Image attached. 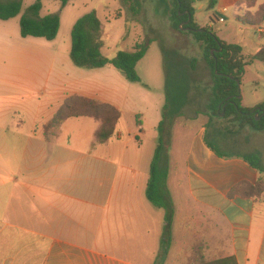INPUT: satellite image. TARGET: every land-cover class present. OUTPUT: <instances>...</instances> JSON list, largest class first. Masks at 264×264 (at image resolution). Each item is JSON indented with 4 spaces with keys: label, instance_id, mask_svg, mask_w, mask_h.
Instances as JSON below:
<instances>
[{
    "label": "crops",
    "instance_id": "0c3cea01",
    "mask_svg": "<svg viewBox=\"0 0 264 264\" xmlns=\"http://www.w3.org/2000/svg\"><path fill=\"white\" fill-rule=\"evenodd\" d=\"M240 1L195 0V19L233 44L213 23L234 17L240 34L233 45L252 65L257 56L264 58V35L257 31L264 24L239 22L247 12ZM261 5L259 0L255 10ZM207 9L210 20L201 16ZM41 40L0 24V264H200L230 257L237 264H264V194L230 196L238 184L264 179L245 161L258 155L264 168V131L209 112L189 120L197 130L184 159L169 164L174 213L168 225L167 212L146 196L166 96L154 109L147 93L113 67L60 66L71 49L63 53ZM249 66L241 104L255 109L264 104V70L248 79ZM73 96L112 105L121 114L130 110L137 119L136 142L132 132L119 131V122L114 137L96 145L100 124L91 118L70 119L46 136V124ZM189 107L175 123L184 122ZM163 246L167 253L160 262Z\"/></svg>",
    "mask_w": 264,
    "mask_h": 264
},
{
    "label": "trees",
    "instance_id": "16d2710c",
    "mask_svg": "<svg viewBox=\"0 0 264 264\" xmlns=\"http://www.w3.org/2000/svg\"><path fill=\"white\" fill-rule=\"evenodd\" d=\"M44 0L36 2L27 10L20 21L21 36L23 38H41L54 41L61 29L59 15L41 17ZM62 7H66L72 0H60ZM131 10L138 14L142 8L140 0H126ZM259 0H242L238 7H245L247 12L238 16L237 20L244 25L260 26L264 24V5L258 6ZM162 6L171 14L173 26L180 30L184 24L195 41L203 47L205 61L213 76L211 97L207 108L210 116H221L232 122H240V127L250 126L254 131H264V116L256 121L255 114L260 111L264 114V104L255 109L244 108L241 104V90L246 67L250 60L243 55L242 47L228 44L218 38L210 27H200L195 19V0H161ZM22 10L21 1L1 2L0 20L8 21L17 17ZM103 24L97 11H92L79 18L75 23L71 38L72 47L70 58L78 68L95 70L113 67L131 83H142L137 72V65L146 56L150 44L143 43L134 47L131 52H119L114 59L102 54ZM163 51V49H162ZM196 60L191 61V70L182 68L177 55L163 51V65L166 75V105L163 111V120L160 123V139L151 164L150 178L147 184L146 196L156 208L167 212L168 225L174 213V205L168 189L169 157L167 139L170 137L171 127L175 120L182 115L184 108L189 104L192 92V71H195ZM73 118H91L99 122L100 126L95 134V144L108 143L115 135L118 123L122 118L121 112L112 105L98 101L73 96L64 101L56 115L44 127L46 136L56 134L61 126ZM169 135V137H168ZM218 156H223L218 150L207 143ZM245 161L254 169L264 174L261 159L258 155H249ZM264 194V179L255 185L240 183L232 189L230 196L260 198ZM167 253L163 246L160 262ZM200 264H237L234 258H225L213 262L202 261Z\"/></svg>",
    "mask_w": 264,
    "mask_h": 264
},
{
    "label": "rangeland",
    "instance_id": "374dc122",
    "mask_svg": "<svg viewBox=\"0 0 264 264\" xmlns=\"http://www.w3.org/2000/svg\"><path fill=\"white\" fill-rule=\"evenodd\" d=\"M0 1L22 2V10L17 17L7 22L0 20L1 25L7 26L12 34L16 33L20 37V21L36 0ZM140 1L142 2V8L136 14L131 10V5L126 0H72L64 8L60 0H44L41 17L59 15L61 18V30L54 42L45 39L41 41L55 48L58 47L60 52H67L72 47L71 33L75 22L84 15L92 11H97L103 24L101 41L103 44L102 54L105 57L114 59L119 52L133 51L134 47L138 44H150L148 53L138 65L139 72L147 85L141 86V83H134V85L147 93L148 99L153 103L154 109L160 97L163 99L166 96L163 51L165 50L167 54H176L184 70H191V61L196 60L195 71H192V92L190 93L189 103L191 107L185 110L186 112L181 118L184 122H176L171 127L170 137L168 135L169 138L166 141L169 162L175 158L183 161L187 148L197 130L196 122L189 120H192L200 114L209 112L207 105L213 86L212 72L205 61L201 44L195 41L189 30L183 28L184 24L180 26V30L174 28L171 14L162 6L161 0ZM202 2L204 1L198 2V5ZM263 2L264 0H261V3ZM201 16L210 20L212 10H205ZM227 18L228 22L225 25L217 26L214 22L213 26L216 28L215 31L222 30L227 40L234 44V40L239 38L240 32L237 28L235 18L229 15ZM248 29V35L252 37L255 32L250 28ZM257 36L259 37L258 34ZM67 60V63L60 60L59 65L67 68L70 63L72 68L79 69L74 65L69 55ZM263 70L264 58L257 56L254 63L249 66L248 79L253 78L258 72ZM243 92H247V82H245L241 89V96ZM245 98H247V95H245ZM136 120V116L130 110H124L119 124V131L125 133L128 131L132 132L131 138L135 142V135L139 132ZM152 122L151 125L157 128L156 121L153 120Z\"/></svg>",
    "mask_w": 264,
    "mask_h": 264
},
{
    "label": "water",
    "instance_id": "95a60500",
    "mask_svg": "<svg viewBox=\"0 0 264 264\" xmlns=\"http://www.w3.org/2000/svg\"><path fill=\"white\" fill-rule=\"evenodd\" d=\"M188 23V22H187ZM187 23H183V24H187ZM238 85H239V89L241 90V84L240 82H238ZM241 98V97H240ZM260 114V111H258L256 114H255V118H256V121H261V119L263 118L264 114H262L261 116L259 115Z\"/></svg>",
    "mask_w": 264,
    "mask_h": 264
},
{
    "label": "built area",
    "instance_id": "2783aa9c",
    "mask_svg": "<svg viewBox=\"0 0 264 264\" xmlns=\"http://www.w3.org/2000/svg\"><path fill=\"white\" fill-rule=\"evenodd\" d=\"M219 22H224V19H220ZM257 31L260 35H264V27H257Z\"/></svg>",
    "mask_w": 264,
    "mask_h": 264
}]
</instances>
